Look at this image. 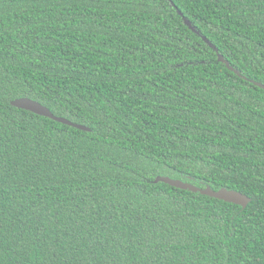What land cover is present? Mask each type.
Returning a JSON list of instances; mask_svg holds the SVG:
<instances>
[{
    "label": "trees",
    "instance_id": "1",
    "mask_svg": "<svg viewBox=\"0 0 264 264\" xmlns=\"http://www.w3.org/2000/svg\"><path fill=\"white\" fill-rule=\"evenodd\" d=\"M257 82L264 0H0V264H264Z\"/></svg>",
    "mask_w": 264,
    "mask_h": 264
},
{
    "label": "water",
    "instance_id": "2",
    "mask_svg": "<svg viewBox=\"0 0 264 264\" xmlns=\"http://www.w3.org/2000/svg\"><path fill=\"white\" fill-rule=\"evenodd\" d=\"M171 1V0H170ZM180 14H182L181 11H179ZM184 21L185 23L194 31H197L196 28L193 26V24L184 16ZM198 32V31H197ZM203 39L211 46L213 47L217 53H218V58L220 61L224 62L227 64V66L229 67V69L234 70L236 73L240 74L238 70H235V68L229 63L228 60H226V58L219 53L217 47H215L213 45V43H211L207 37H203ZM256 84H258L259 86L264 87V85L262 83L257 82ZM12 105L21 109H25L28 111H31L33 113L45 116V117H49L52 118L58 122L64 123V124H68L80 129H84V130H88L90 131L91 129L89 127H86L84 125L81 124H77L74 123L70 120H68L67 118L64 117H59L53 114V112L46 106H44L43 104H41L40 102L33 100L31 98L28 97H23V98H18L12 101ZM156 182H165L171 186L180 188V189H184V190H190L193 192H199L203 195H208L210 197H214L220 200H224L226 202H232L235 204H239L241 205L243 208H246L247 205L250 203L251 198L249 196H247L246 194L234 190V189H227V188H221L219 190H214L213 188H211L210 186H207L206 188H201L199 186H196L192 183L189 182H185L181 179H177V178H172L170 176H164V175H159L156 178Z\"/></svg>",
    "mask_w": 264,
    "mask_h": 264
}]
</instances>
